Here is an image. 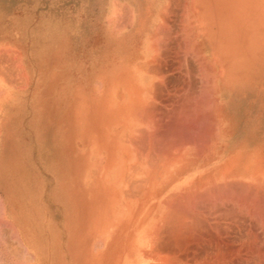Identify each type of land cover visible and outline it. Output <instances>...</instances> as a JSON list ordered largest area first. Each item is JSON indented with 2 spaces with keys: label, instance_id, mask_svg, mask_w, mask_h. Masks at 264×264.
I'll use <instances>...</instances> for the list:
<instances>
[{
  "label": "rangeland",
  "instance_id": "obj_1",
  "mask_svg": "<svg viewBox=\"0 0 264 264\" xmlns=\"http://www.w3.org/2000/svg\"><path fill=\"white\" fill-rule=\"evenodd\" d=\"M190 8L0 0V264H88L121 227L264 264V49L216 92Z\"/></svg>",
  "mask_w": 264,
  "mask_h": 264
},
{
  "label": "bare ground",
  "instance_id": "obj_2",
  "mask_svg": "<svg viewBox=\"0 0 264 264\" xmlns=\"http://www.w3.org/2000/svg\"><path fill=\"white\" fill-rule=\"evenodd\" d=\"M199 3L198 12H191V18L195 25L192 30V35L197 39V43L205 45L211 50V57L206 60L208 61L211 68L214 70L213 78L214 87L216 92L219 91L218 82L225 81V75H242L245 73L249 65L246 62L255 61L256 58L253 56H247L245 61L242 62L244 57L235 56L232 54V50H236V41L242 38L244 35L243 27L249 29L252 44L255 42L256 36L264 38V0H195ZM192 7L194 0H191ZM189 4V0H188ZM197 4V3H196ZM193 8H190V10ZM196 9V7H195ZM198 18L202 21L197 23ZM256 21V24H255ZM248 22L246 25L244 23ZM207 24V25H206ZM255 24L256 26L254 27ZM198 26L200 29H198ZM258 28L254 31L253 29ZM217 29V30H216ZM241 35H240V34ZM232 41H228L227 38H231ZM238 36V37H237ZM248 36V34H247ZM237 38V39H235ZM195 40V39H194ZM196 41V40H195ZM240 40L239 42H242ZM198 47V46H197ZM199 49V48H198ZM200 50V49H199ZM222 50L228 52L227 56L225 53L224 60L221 57ZM218 51V55H216ZM200 52V51H199ZM196 51V53H199ZM260 54V53H259ZM231 64V66L229 65ZM218 65V66H217ZM246 65V66H245ZM202 66V65H201ZM220 67V69L218 68ZM222 67V69H221ZM236 67H241L237 68ZM225 68L230 69L231 72L224 71ZM208 69V68H207ZM235 69V70H234ZM211 72V69H209ZM208 71V76L209 72ZM238 72V73H237ZM211 75V73H210ZM245 76V75H244ZM228 79V78H227ZM231 79V78H230ZM214 91V90H213ZM217 99V98H215Z\"/></svg>",
  "mask_w": 264,
  "mask_h": 264
},
{
  "label": "crops",
  "instance_id": "obj_3",
  "mask_svg": "<svg viewBox=\"0 0 264 264\" xmlns=\"http://www.w3.org/2000/svg\"><path fill=\"white\" fill-rule=\"evenodd\" d=\"M126 220V217H124ZM157 229H136L121 227L108 229L104 251L101 255L97 249L90 250L88 264H164L163 251L157 253L151 248L156 247L155 235ZM110 233V234H109ZM116 236V237H115ZM151 248V249H150ZM67 264L66 255L60 257V262Z\"/></svg>",
  "mask_w": 264,
  "mask_h": 264
},
{
  "label": "water",
  "instance_id": "obj_4",
  "mask_svg": "<svg viewBox=\"0 0 264 264\" xmlns=\"http://www.w3.org/2000/svg\"><path fill=\"white\" fill-rule=\"evenodd\" d=\"M197 3V4H196ZM200 5H199V3H198V1H195L194 0V5H193V11L194 12H198V10H200L198 7H199ZM195 7H196V9H195ZM198 9V10H197ZM198 22H202L199 18H198ZM248 22H246V23H244V25H246ZM255 24H256V21H255ZM255 24H253L254 25V27L256 26ZM207 25V24H206ZM243 27V31H244V35H241L240 33V35L242 36V38H239L238 36V39L237 38H235V39H237V41H236V50H235V52H234V50H232V54L233 55H235V56H238V57H240V56H242V57H244V59H242V62H244L245 61V58H247V56H253V58H256V60L255 61H250V62H246L247 64L246 65H249V67L246 69V71L247 70H249L250 68H253L254 66H260V63H259V61L258 60H260V59H262V55H260L259 53H260V51H262V49H264V38H261V37H259V36H256V38H255V42L252 44V42H251V38L252 37H250V31H249V29H246L244 26H242ZM258 28V26L256 27V28H254L253 30L255 31L256 29ZM198 29H200V27L198 26ZM217 30V29H216ZM247 34H248V36H247ZM232 35H231V38L229 39V38H227V40L228 41H232ZM240 40H243L242 42H239ZM225 53H226V56H227V54H228V52L226 51V50H222V53H221V56H222V59L224 60V58H225ZM216 55H218V51H216ZM258 62V63H257ZM257 63V64H256ZM230 66H231V64H229ZM245 65V66H246ZM237 68H241V67H236L235 69H237ZM234 69V70H235ZM227 70V68H225V70L224 71H226ZM246 71H245V73H246ZM227 72V71H226ZM238 73V72H237ZM236 74H234V76H235ZM239 76V75H238ZM232 81H233V79H232Z\"/></svg>",
  "mask_w": 264,
  "mask_h": 264
}]
</instances>
